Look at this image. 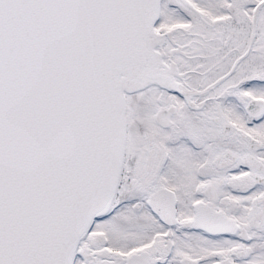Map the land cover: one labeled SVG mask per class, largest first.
<instances>
[{
  "label": "snow or ice",
  "instance_id": "snow-or-ice-1",
  "mask_svg": "<svg viewBox=\"0 0 264 264\" xmlns=\"http://www.w3.org/2000/svg\"><path fill=\"white\" fill-rule=\"evenodd\" d=\"M0 264H264V0H0Z\"/></svg>",
  "mask_w": 264,
  "mask_h": 264
}]
</instances>
